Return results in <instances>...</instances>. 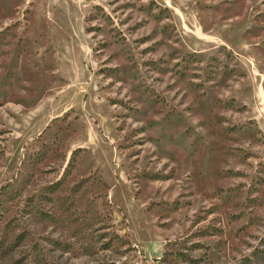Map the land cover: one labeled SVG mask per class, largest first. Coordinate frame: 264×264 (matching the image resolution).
<instances>
[{"label": "rangeland", "instance_id": "rangeland-1", "mask_svg": "<svg viewBox=\"0 0 264 264\" xmlns=\"http://www.w3.org/2000/svg\"><path fill=\"white\" fill-rule=\"evenodd\" d=\"M0 264H264V0H0Z\"/></svg>", "mask_w": 264, "mask_h": 264}]
</instances>
